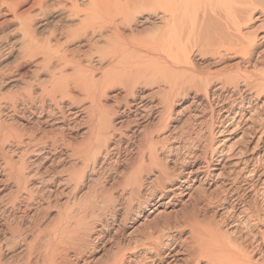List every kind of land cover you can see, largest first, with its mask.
I'll list each match as a JSON object with an SVG mask.
<instances>
[{"label": "bare ground", "instance_id": "bare-ground-1", "mask_svg": "<svg viewBox=\"0 0 264 264\" xmlns=\"http://www.w3.org/2000/svg\"><path fill=\"white\" fill-rule=\"evenodd\" d=\"M1 8L18 31L0 43V264H264V0H0V29ZM155 82L209 125V152L181 175L157 147L181 120L155 133L174 112ZM120 83L124 120L100 101ZM100 170L102 186L84 184ZM253 227L249 252L233 236Z\"/></svg>", "mask_w": 264, "mask_h": 264}, {"label": "rangeland", "instance_id": "rangeland-1", "mask_svg": "<svg viewBox=\"0 0 264 264\" xmlns=\"http://www.w3.org/2000/svg\"><path fill=\"white\" fill-rule=\"evenodd\" d=\"M1 10H2V12L5 14L6 13V15H4L7 19H9V23H7V25L5 24L4 26H2V28L0 29V43H2L3 45H6V47H5V49L6 48H8L9 49V43H13L14 42V40H15V38H16V36H17V29L15 30V28H17V27H15L16 26V22H15V19L14 18H12V16L10 15V14H8L3 8H1ZM3 16V17H4ZM258 16H260V13L258 12L257 14H256V17H258ZM1 18H2V16H0ZM4 17V18H5ZM260 21V18H257L256 20H255V22H259ZM15 22V23H14ZM259 24V23H258ZM7 26V27H6ZM13 27V28H12ZM16 31V32H15ZM14 32H15V34H14ZM7 42V43H6ZM8 45V46H7ZM8 52V50H6L5 52H4V57H3V63H1L2 65H4V64H6V63H8V62H10L11 61V59H6V53ZM9 65H7V66H5V68L6 67H11V66H13L11 63H8ZM19 70H21L20 72H24V71H27L26 73L28 74V75H30V71H28V69L26 68V66H22ZM26 73H25V75H26ZM43 80H45L44 78H43ZM160 81V80H159ZM158 81V82H159ZM154 84V85H153ZM153 84H150V85H153V86H149V85H147V87H150V88H148L149 90H154V91H157L158 93H157V95H156V97H155V99L156 100H160L161 98H163L164 96L163 95H166L167 93H165L167 90H164L163 91V89L161 90V92L159 93V90H157V88L159 89V87H158V83L157 82H155V83H153ZM155 84H156V86L157 87H155ZM138 86H141V84L140 85H138ZM163 87V86H162ZM126 90H127V84H125V83H120V84H115L114 86H112V88L111 89H109V90H107L106 92H103L102 94H100V101L102 102V104H103V109L105 110L106 109V112H108V114L109 115H112V113H113V110H115L114 112H116V110L117 109H119L120 111H119V113H117L118 115V118H120V119H123L124 120V118H126V117H129L130 115H129V113L127 114V112H125V114L124 113H120L121 112V110H123V105H124V102H125V100H128V101H130V99H126L125 98V92H126ZM169 91V90H168ZM178 92V91H177ZM171 95L170 96H168V95H166V96H168L169 98H170V100H171V104H172V110H174V112L172 113V115H171V117H170V120H169V127L167 126V129H166V131L165 132H160V131H156L155 129H154V131H156L155 133H159L158 135H162V134H166L167 133V130H168V132L169 131H171L172 129H170L173 125H175L176 123H177V121L178 120H181L180 122V124L178 125L179 127H177L176 129H175V131L173 130V135H172V139H170L169 141H167V142H164V144L163 143H161V141L159 142V143H157V147H158V149H160V146H163L164 145V147L166 146V148L163 150V152L160 154L161 155V157L162 158H164V161L165 162H167V164H168V166H170V173H173L174 175L175 174H177V175H181V173H182V170H180V167H179V163L180 162H183V161H186V160H188V158H189V154L188 153H197V154H200L201 156H202V153L203 152H205V153H208L209 152V146H210V139H209V137H208V128H209V125H205V124H203V125H201V124H197L196 122H195V119H194V117H193V115H192V113L190 112L191 110H190V106H189V103L191 102V97L189 98L188 96H185L184 94H182V93H180V94H178V96L180 95V97L179 98H175V97H178L177 95H176V90H174L172 93L171 92H169ZM175 93V97H174V94ZM163 94V95H162ZM107 98H106V97ZM185 96V97H184ZM184 97V98H183ZM175 98V99H174ZM79 99H83L82 98V96H79ZM185 100V101H184ZM174 101V102H173ZM116 105V106H115ZM119 105H121V106H119ZM104 106H105V108H104ZM114 106V107H113ZM120 108H119V107ZM118 107V108H117ZM107 108L108 109H111L112 111H107ZM115 108V109H114ZM126 111V110H125ZM177 111H179L178 112V114H176V112ZM120 114V115H119ZM191 114V116H188V115H190ZM126 116V117H125ZM190 119V120H189ZM194 119V120H193ZM186 120V121H185ZM192 120H193V122H192ZM130 122H131V120H130ZM179 122V121H178ZM216 122V121H215ZM140 122H138L137 124L138 125H135V123H130L129 124V127H128V130L126 129L127 128V126L124 124V126L126 127V128H122V131L120 130V133H119V135L122 133V137H121V139L123 140V141H121V144L123 143V142H127V140H129V143H130V145L131 144H137L138 142V140H139V138L141 139V137H142V135H143V133H144V129L146 128H144V127H142L140 124H139ZM183 123V124H182ZM185 123V124H184ZM134 124V125H133ZM187 125V126H186ZM84 126V124L83 125H81V127H83ZM139 126H141V127H139ZM197 127V128H196ZM205 127V128H204ZM206 127H207V129H206ZM141 128H143V129H141ZM149 128V130H150V128L152 129V127H148ZM203 128V129H202ZM180 129V130H179ZM188 129V130H187ZM135 130V131H134ZM178 130V131H177ZM196 130H198V131H196ZM142 131V132H141ZM185 131V132H184ZM189 131H191V133H189ZM201 133H200V132ZM205 131V132H204ZM195 132V133H194ZM124 133V134H123ZM128 133V134H127ZM132 133V134H131ZM139 133V134H138ZM141 133V134H140ZM190 135L191 137H190V139H188V141L190 142H188L187 141V145L185 146V149H183V150H181V151H175V150H173V149H170L169 147L170 146H172L173 145V143H174V141H177V142H183L182 140H184V139H186V136L187 135ZM196 134V136H194ZM131 135V136H130ZM135 137H134V136ZM155 135H157V134H155ZM160 135V136H161ZM179 135V136H178ZM199 135V136H198ZM201 135V136H200ZM129 136V137H128ZM160 136H158V137H160ZM183 136V137H182ZM124 137V138H123ZM173 137H174V139H173ZM203 137V138H202ZM125 138H127V139H125ZM138 138V139H137ZM176 138H177V140H176ZM181 138V139H180ZM184 138V139H183ZM221 139V137H218V138H215L214 137V141L216 142L217 140H220ZM174 140V141H173ZM159 145V146H158ZM238 145V146H237ZM242 146H244V144H243V142H239L238 144H236V147H242ZM190 148H191V150H190ZM132 148L131 147H129L127 150H122L121 152H124V153H122L121 155V160H124V161H122V163H120V164H126V163H129V161H130V159H131V156H132V154H133V151L131 150ZM187 149V150H186ZM171 150V151H170ZM190 150V151H189ZM126 153V154H125ZM125 154V155H124ZM168 154H169V156H168ZM129 155V156H128ZM127 156V157H126ZM129 157V158H128ZM125 158V159H124ZM126 159H128L127 161H126ZM170 159V160H169ZM181 159H183V160H181ZM176 161V162H175ZM121 162V161H120ZM172 162L174 163H177V165L175 166V167H173L172 166ZM112 165H113V161H112V163H111ZM172 166V167H171ZM178 166V167H177ZM212 168H213V166H211ZM215 167V166H214ZM111 168H112V166H111ZM223 170L225 169V168H222ZM211 170V173H214V174H218L219 173V171L218 170H212V169H210ZM172 171V172H171ZM104 173V174H103ZM108 172H107V170L106 171H102V170H100V171H97V172H94L93 174L92 173H89V174H85V177L87 178V179H85V182H84V184L86 185V183H88V184H90L92 181H89V180H96L97 181V183H99L98 185L99 186H102L103 184H104V181L106 180V177H107V174ZM107 174V175H106ZM183 174V173H182ZM90 175V176H89ZM98 178V179H96V178ZM216 177H214L213 178V180H214V182H217V184H216V186L217 185H219V182H220V178H218V179H215ZM89 179V180H88ZM89 181V182H88ZM213 182V181H212ZM215 184V183H214ZM98 186V187H99ZM201 187L202 188H206V187H208L207 185H205V183H201ZM214 189V190H213ZM215 189H217V187L215 188V186H213V187H209V189H207L208 191H207V193L208 194H216V193H219L217 190H215ZM212 190V191H211ZM150 193V190L149 191H147L146 192V194L147 193ZM214 192V193H213ZM149 193H148V195H149ZM187 197H184L183 198V200H185ZM167 200V199H166ZM230 200V199H229ZM246 200H247V202L248 203H251L252 204V202H254V199L250 196V195H247V197H246ZM179 207H177V209H178ZM142 209V210H141ZM140 209V211L138 212V213H140L141 215H143V214H145V216H147V214L148 213H146L147 211L146 210H144V207H142ZM112 216V212L110 213V212H108V214L106 213V216H105V219L107 220V222H110L111 221V217H109V216ZM144 216V215H143ZM144 216V217H145ZM152 216L153 215H151L149 218H145L146 220H147V222H148V219L149 220H151L152 219ZM109 218V219H108ZM104 219V220H105ZM136 219V218H135ZM202 219V218H201ZM106 220H105V222H106ZM109 220V221H108ZM140 222H142V220H143V218H141V220L140 219H138ZM217 220H218V218H217ZM131 225L132 224H130L129 226H127L126 227V229L125 230H127V232H130V230H131V228H129L128 229V227H131ZM244 231V230H243ZM249 231V230H248ZM256 231V228L255 227H253V228H250V231L249 232H247V231H244L242 234L240 233L239 234V236H238V234L237 235H235V236H233L234 238L236 237L237 239H238V241L237 242H241V245L243 246V250H246V247H247V249H248V251L250 252H253L252 250H254V249H251V248H253V246H256V244H253V246H249V245H247L246 246V242H247V240H246V238H249V236H248V234L249 233H251V234H249L250 236H254L255 237V232ZM248 233V234H247ZM247 235V236H246ZM246 236V237H245ZM245 237V239H243V238ZM252 237H250V238H252ZM253 237V238H254ZM235 238V239H236ZM241 238V239H240ZM249 238V239H250ZM257 238V237H256ZM260 239H261V237H259ZM258 238V239H259ZM114 242H115V240L114 241H112L111 243H110V246L109 245H107L106 246V249H108V251H111L112 250V248H113V246H115V244H114ZM113 245V246H112ZM261 248V250L259 251L260 252V254H262V257H264L263 256V253H264V248L263 247H260ZM261 251H263V252H261ZM261 256V255H260ZM183 259V260H182ZM184 260H185V258H181V260L178 262V264H183L184 263ZM264 263V262H263Z\"/></svg>", "mask_w": 264, "mask_h": 264}]
</instances>
